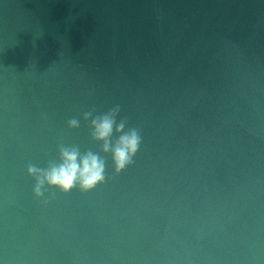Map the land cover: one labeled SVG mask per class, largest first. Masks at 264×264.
I'll use <instances>...</instances> for the list:
<instances>
[{
	"label": "water",
	"instance_id": "95a60500",
	"mask_svg": "<svg viewBox=\"0 0 264 264\" xmlns=\"http://www.w3.org/2000/svg\"><path fill=\"white\" fill-rule=\"evenodd\" d=\"M0 264H264V0H0Z\"/></svg>",
	"mask_w": 264,
	"mask_h": 264
},
{
	"label": "clouds",
	"instance_id": "9594fccd",
	"mask_svg": "<svg viewBox=\"0 0 264 264\" xmlns=\"http://www.w3.org/2000/svg\"><path fill=\"white\" fill-rule=\"evenodd\" d=\"M87 119V114H85ZM113 113L91 120L92 135L97 140L105 141L103 151H109L107 138L111 135L113 127ZM75 120L69 121L70 127H75ZM123 124L116 126V131L121 132ZM138 137L134 130L120 135L116 144L112 147V157L115 169L119 171L127 163L136 151ZM61 162L58 165L49 166L47 169L28 168V173L34 175L36 183L34 194L39 196L43 184L57 186L61 191H68L78 184L81 190H87L103 180V161L92 153L80 155L76 149H61Z\"/></svg>",
	"mask_w": 264,
	"mask_h": 264
}]
</instances>
